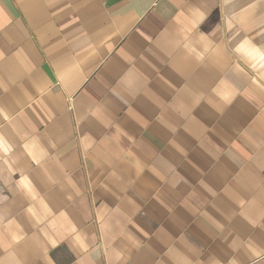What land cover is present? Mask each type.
Returning a JSON list of instances; mask_svg holds the SVG:
<instances>
[{
    "label": "crops",
    "instance_id": "crops-1",
    "mask_svg": "<svg viewBox=\"0 0 264 264\" xmlns=\"http://www.w3.org/2000/svg\"><path fill=\"white\" fill-rule=\"evenodd\" d=\"M0 264H264V0H0Z\"/></svg>",
    "mask_w": 264,
    "mask_h": 264
}]
</instances>
